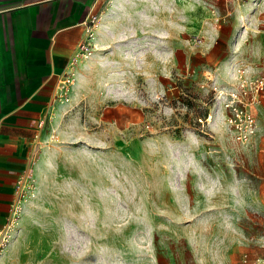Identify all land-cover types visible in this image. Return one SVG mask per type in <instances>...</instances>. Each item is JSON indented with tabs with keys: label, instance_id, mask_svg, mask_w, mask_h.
<instances>
[{
	"label": "rangeland",
	"instance_id": "374dc122",
	"mask_svg": "<svg viewBox=\"0 0 264 264\" xmlns=\"http://www.w3.org/2000/svg\"><path fill=\"white\" fill-rule=\"evenodd\" d=\"M240 69L264 75V0H113L68 70L5 264L264 262V96L238 142Z\"/></svg>",
	"mask_w": 264,
	"mask_h": 264
},
{
	"label": "crops",
	"instance_id": "0c3cea01",
	"mask_svg": "<svg viewBox=\"0 0 264 264\" xmlns=\"http://www.w3.org/2000/svg\"><path fill=\"white\" fill-rule=\"evenodd\" d=\"M112 1L0 0V226L19 176L35 174L54 132L63 107L56 104L60 77L86 46L93 18L103 20Z\"/></svg>",
	"mask_w": 264,
	"mask_h": 264
},
{
	"label": "built area",
	"instance_id": "2783aa9c",
	"mask_svg": "<svg viewBox=\"0 0 264 264\" xmlns=\"http://www.w3.org/2000/svg\"><path fill=\"white\" fill-rule=\"evenodd\" d=\"M246 71L245 69L239 70L238 84L229 91L225 101V109L228 111V122L234 131L236 140L241 143H247L258 133L259 126L253 110L264 96V76H252ZM69 72H65L59 80L56 101L57 99L62 101L68 98ZM34 190L33 172L26 170L17 180V188L10 215L7 221L0 226V264L12 240L13 230L21 216L23 206L34 193ZM255 264H264V262L258 260Z\"/></svg>",
	"mask_w": 264,
	"mask_h": 264
},
{
	"label": "bare ground",
	"instance_id": "6f19581e",
	"mask_svg": "<svg viewBox=\"0 0 264 264\" xmlns=\"http://www.w3.org/2000/svg\"><path fill=\"white\" fill-rule=\"evenodd\" d=\"M244 27H246L245 29L248 30V27H249V26L245 24Z\"/></svg>",
	"mask_w": 264,
	"mask_h": 264
}]
</instances>
